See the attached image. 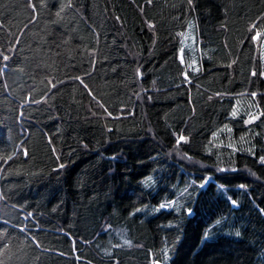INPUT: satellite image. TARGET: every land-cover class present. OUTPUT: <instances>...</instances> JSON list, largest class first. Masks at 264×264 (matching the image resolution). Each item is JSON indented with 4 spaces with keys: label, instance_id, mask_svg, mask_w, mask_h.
I'll list each match as a JSON object with an SVG mask.
<instances>
[{
    "label": "trees",
    "instance_id": "obj_1",
    "mask_svg": "<svg viewBox=\"0 0 264 264\" xmlns=\"http://www.w3.org/2000/svg\"><path fill=\"white\" fill-rule=\"evenodd\" d=\"M259 33L264 0H0V264H264Z\"/></svg>",
    "mask_w": 264,
    "mask_h": 264
},
{
    "label": "rangeland",
    "instance_id": "obj_2",
    "mask_svg": "<svg viewBox=\"0 0 264 264\" xmlns=\"http://www.w3.org/2000/svg\"><path fill=\"white\" fill-rule=\"evenodd\" d=\"M256 39L259 42L260 50H261V52L263 54V58H264V34L263 33L257 34ZM195 42H196V39L191 34L187 33L184 36V49L185 50L187 49L188 51L192 50ZM186 51L184 54H183V52L181 54V58L183 59V61L186 59V57H185ZM192 64L196 66L195 61H193Z\"/></svg>",
    "mask_w": 264,
    "mask_h": 264
},
{
    "label": "snow or ice",
    "instance_id": "obj_3",
    "mask_svg": "<svg viewBox=\"0 0 264 264\" xmlns=\"http://www.w3.org/2000/svg\"><path fill=\"white\" fill-rule=\"evenodd\" d=\"M7 57H5V59H6Z\"/></svg>",
    "mask_w": 264,
    "mask_h": 264
}]
</instances>
